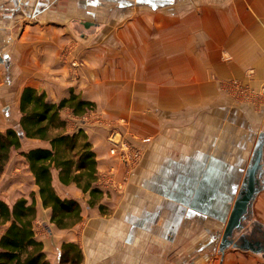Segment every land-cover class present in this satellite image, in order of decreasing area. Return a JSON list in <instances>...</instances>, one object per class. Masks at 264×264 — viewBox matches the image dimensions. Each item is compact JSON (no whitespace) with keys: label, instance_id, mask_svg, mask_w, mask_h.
<instances>
[{"label":"crops","instance_id":"0c3cea01","mask_svg":"<svg viewBox=\"0 0 264 264\" xmlns=\"http://www.w3.org/2000/svg\"><path fill=\"white\" fill-rule=\"evenodd\" d=\"M232 80L255 92L235 94ZM25 87L52 103L73 93L95 105L82 128L97 184L113 182L103 208L89 207V193L52 169L56 193L82 210L59 228L22 154L50 143L23 138L13 150L0 179L19 193L1 199L30 203L35 192L36 237L51 262L73 243L81 264H264L263 253L219 245L264 133V0H0V130L19 128ZM61 116L73 133L80 117ZM108 123L142 150L136 165L109 153ZM251 218L264 225V187Z\"/></svg>","mask_w":264,"mask_h":264},{"label":"trees","instance_id":"16d2710c","mask_svg":"<svg viewBox=\"0 0 264 264\" xmlns=\"http://www.w3.org/2000/svg\"><path fill=\"white\" fill-rule=\"evenodd\" d=\"M64 109L82 117L94 111L95 105L73 93L59 103H52L45 93L31 87L23 89L19 128L0 130V178L13 150L21 148L23 138L48 141L49 148H34L23 154L43 206L52 211L51 222L59 228H70L81 220V205L75 199H62L56 193L51 182L52 169L58 170L61 183H75L83 192L89 193L90 204H98L101 209L103 191L97 185V160L88 135L83 129L67 132L66 121L61 116ZM30 197V203L21 197L12 205L0 199V226H6L0 237V264H50L43 242L37 239L34 230L35 192H31ZM260 225L264 231V225ZM62 255L64 264H81L83 261L81 251L73 243L63 245Z\"/></svg>","mask_w":264,"mask_h":264},{"label":"water","instance_id":"95a60500","mask_svg":"<svg viewBox=\"0 0 264 264\" xmlns=\"http://www.w3.org/2000/svg\"><path fill=\"white\" fill-rule=\"evenodd\" d=\"M84 27L89 28L94 25L91 21H86L82 23ZM264 133L259 135V140L253 151L251 161L248 168L246 169L241 188L237 194L236 200L234 202L231 214L225 224L220 251L224 252L226 248L233 245L235 248H240L242 250H251L255 253H261L263 250L258 242H256L257 247L254 248L252 245L242 244L239 245L233 241V235L237 230H240L243 226L245 220H249L252 216V206L258 193L263 189L264 184ZM261 223L253 221V226L261 229ZM262 230V229H261ZM263 231V230H262ZM264 232V231H263Z\"/></svg>","mask_w":264,"mask_h":264},{"label":"rangeland","instance_id":"374dc122","mask_svg":"<svg viewBox=\"0 0 264 264\" xmlns=\"http://www.w3.org/2000/svg\"><path fill=\"white\" fill-rule=\"evenodd\" d=\"M117 22V21H116ZM116 22L114 21V23L116 24ZM83 62H78L77 64H75V67H79V66H82L81 64H82ZM84 116V115H83ZM86 121H94L93 119H89V117H80V119H79V121H78V123H77V126H75L72 130V132H74V130L77 128V130L76 131H78L79 129H83L82 128V126L83 125H85V123H86ZM79 125V126H78ZM109 127H108V133L112 130V129H115V128H112L111 126V123H108L107 124ZM116 130V129H115ZM75 131V132H76ZM116 131H119V130H116ZM120 132V131H119ZM107 133V137H108V134ZM122 134V133H121ZM122 136H124L123 134H122ZM107 137H106V140H107ZM125 137V136H124ZM125 139L128 141V142H130V143H132L130 140H128L127 139V137H125ZM108 143V142H107ZM133 144V143H132ZM108 147H109V143H108ZM16 150H18V149H16ZM108 150H109V148H108ZM142 151V150H141ZM23 153H25V152H22V154ZM109 153H110V151H109ZM142 153L143 152H141V157H140V159L142 158ZM23 156H24V154H23ZM25 158V157H24ZM117 159H118V161H120L122 164H124V165H126L123 161H121L118 157H116ZM139 159V160H140ZM26 160V159H25ZM20 161L21 160H19V158L18 159H16V162H18V163H20ZM137 163H135V164H131V165H126V166H133V165H136ZM21 177L22 178H24V180H25V178H27V176H24L23 174H21ZM108 178H106L105 180H107ZM8 182V183H7ZM104 183L105 184H107V182H105L104 181ZM104 183H103V181H101V182H99L97 185L100 187V189L103 191V194H104V190H103V188L105 189L106 188V186L104 185ZM13 183H12V179H9V176H6L4 179H0V199L1 198H8V199H10V200H12V199H14V198H16L17 196H18V193H19V188H18V186H15V187H13L12 188V185ZM16 184H17V181H16ZM19 184V183H18ZM17 184V185H18ZM23 184L24 185H26L27 184V179L23 182ZM113 187V185L112 184H110V187L109 188H112ZM30 195V194H29ZM21 198V197H20ZM90 199H91V197L89 196V198H88V200H87V206H89V207H95L96 205H91L90 204ZM76 201H78L77 199H75ZM82 201H83V199H81ZM80 204V203H79ZM106 209H108V208H106ZM82 211V210H81ZM51 223H53V222H51ZM54 224V223H53ZM55 226H57L56 224H54ZM43 223H42V220L40 219L38 222H36L35 223V221H34V230H35V233H36V230H37V228L39 229V230H43L42 228H43ZM71 228V227H70ZM65 244V243H64ZM63 244V245H64ZM63 245L61 246V251H59V254L57 255V254H55L54 252L53 253H51V259H52V262L49 260V262H50V264H64L63 263V255H62V251H63ZM62 255V256H61ZM214 256H217V258L215 259L217 262H218V260H220L221 261V255L219 254V255H216V254H214ZM260 255H258L257 256V258H259V259H262L261 258V256L259 257ZM46 257H47V255H46ZM259 263V262H258Z\"/></svg>","mask_w":264,"mask_h":264},{"label":"built area","instance_id":"2783aa9c","mask_svg":"<svg viewBox=\"0 0 264 264\" xmlns=\"http://www.w3.org/2000/svg\"><path fill=\"white\" fill-rule=\"evenodd\" d=\"M229 84L232 86L234 93L239 96L249 97V95L255 92L238 80H232ZM260 95H264V88L260 92ZM108 134L107 142L109 143V151L112 156L118 157L126 165L135 164L139 161L142 152L141 149L128 142L125 137L115 129H112ZM105 182H107V184L103 181L106 188H109L110 184H113L110 179L105 180Z\"/></svg>","mask_w":264,"mask_h":264},{"label":"flooded vegetation","instance_id":"af4514ba","mask_svg":"<svg viewBox=\"0 0 264 264\" xmlns=\"http://www.w3.org/2000/svg\"><path fill=\"white\" fill-rule=\"evenodd\" d=\"M221 238H222V234H221ZM221 238H220V244H221ZM232 239L234 242L237 241L239 245L248 244V245H252L254 248L257 247L256 242H258L263 250L261 253L264 254V232L261 229H258L257 227L253 226L252 218H250L249 220H245L242 228L235 232ZM216 240L217 237L213 239L214 242Z\"/></svg>","mask_w":264,"mask_h":264}]
</instances>
